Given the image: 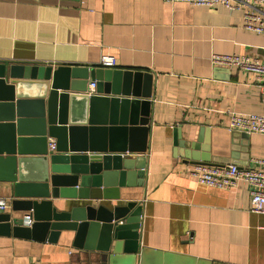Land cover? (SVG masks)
Listing matches in <instances>:
<instances>
[{
  "label": "crops",
  "instance_id": "obj_1",
  "mask_svg": "<svg viewBox=\"0 0 264 264\" xmlns=\"http://www.w3.org/2000/svg\"><path fill=\"white\" fill-rule=\"evenodd\" d=\"M104 55L115 56L118 68L154 75L145 180L139 170H128L124 180L118 172L108 193L99 189L101 200H50L59 211L141 205V251L124 254L121 247L115 255L114 245L109 253L81 250L73 246L74 232H63L57 243L0 235V264H264V215L251 211L248 186L197 183L185 172L193 165L174 146V130L196 142L202 129L209 156L230 159L231 114L264 115V95L252 77L236 67H217L211 57L264 61V35L243 28L242 11L223 7L165 0H0V61L97 66ZM236 143L239 157L248 147L249 165L264 159V135ZM0 199L8 200L4 212H11L9 184L0 182ZM100 241L99 234L96 248Z\"/></svg>",
  "mask_w": 264,
  "mask_h": 264
},
{
  "label": "water",
  "instance_id": "obj_2",
  "mask_svg": "<svg viewBox=\"0 0 264 264\" xmlns=\"http://www.w3.org/2000/svg\"><path fill=\"white\" fill-rule=\"evenodd\" d=\"M90 83L96 84L93 95ZM153 85L154 75L140 70L0 61V182L10 185L13 198L11 212H0V235L57 243L63 232H74L78 249L109 253L114 245L115 255L121 247L124 254H138L141 205L59 211L50 197L101 200L99 189L108 193L109 179L120 172L124 180L128 170H139L145 180ZM202 132L195 142L174 130V146L186 164L249 166L248 147L239 157L236 141L250 134L234 131L230 159H216ZM127 153L139 157L125 159Z\"/></svg>",
  "mask_w": 264,
  "mask_h": 264
},
{
  "label": "built area",
  "instance_id": "obj_3",
  "mask_svg": "<svg viewBox=\"0 0 264 264\" xmlns=\"http://www.w3.org/2000/svg\"><path fill=\"white\" fill-rule=\"evenodd\" d=\"M169 3L182 2L193 7L214 9L223 7L229 11L243 12V28L247 31L264 35V0H165ZM212 63L217 67L232 69L238 68L243 73L252 77L257 82L264 95V61L238 55H213ZM100 65L104 68H117L118 61L115 56L104 55ZM96 84L90 83L88 94L93 95ZM229 131H239L248 134L264 135V115L250 114L239 115L232 113L230 116ZM50 150H55V143L51 141ZM186 173L197 183L218 189H231L239 183L248 186L251 196V211L264 215V159L257 158L250 162L248 167L238 165H225L212 167L193 165L186 167ZM9 202L0 199V211H7ZM29 225L31 221H28Z\"/></svg>",
  "mask_w": 264,
  "mask_h": 264
}]
</instances>
